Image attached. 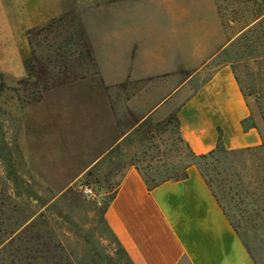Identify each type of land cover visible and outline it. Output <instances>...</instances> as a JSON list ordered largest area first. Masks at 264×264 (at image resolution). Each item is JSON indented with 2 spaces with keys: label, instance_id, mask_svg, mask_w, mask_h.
I'll return each mask as SVG.
<instances>
[{
  "label": "crops",
  "instance_id": "obj_1",
  "mask_svg": "<svg viewBox=\"0 0 264 264\" xmlns=\"http://www.w3.org/2000/svg\"><path fill=\"white\" fill-rule=\"evenodd\" d=\"M222 1L109 0L78 12L97 73L57 84L33 105L43 106L45 131L68 137L70 152L83 159L63 189L99 165L136 125L173 112L179 135L194 154L213 150L219 135L227 150L264 145L260 115L252 113L229 62H218L262 15L232 33L234 21L226 20ZM72 9V0H0L3 77L25 76L31 55L27 30ZM194 79L200 80L197 88ZM131 87L122 101L130 118L123 132L115 105L118 92ZM248 116L255 127L245 131L241 121ZM58 156L46 161V152L37 150L31 158L37 166L31 165L58 166ZM103 218L132 264H255L195 166L185 178L153 189L135 166H127Z\"/></svg>",
  "mask_w": 264,
  "mask_h": 264
},
{
  "label": "rangeland",
  "instance_id": "obj_2",
  "mask_svg": "<svg viewBox=\"0 0 264 264\" xmlns=\"http://www.w3.org/2000/svg\"><path fill=\"white\" fill-rule=\"evenodd\" d=\"M108 1L72 0L73 9L66 14L69 17L78 16L80 10ZM228 1L225 4L223 0L222 5L223 10H226L224 12L227 15L226 20L234 21V24H230L232 33L249 26L262 15V19L257 24L250 26L237 37L240 41L230 49L229 54L218 59V62L229 59L236 64L242 84L246 92H249L245 96L247 103L252 113L261 117L259 105L264 108V0ZM68 23L53 25L50 31H40L35 35L34 40L39 44L38 54L44 52L45 45L51 44L52 40L60 41L61 38L55 35L66 31ZM40 61L41 59L35 62L30 80L26 79L29 74L27 71L19 80L5 78L0 73V145L3 146L6 142L16 149V156L11 162L16 177L24 182L19 185L9 182L6 179L8 162L0 158V174L5 183L0 187V197L9 196L11 199L9 202L16 204L22 217L35 214L31 217L32 220L37 219L40 213L48 215V228L54 236L53 242H61L65 249L64 253L51 250L38 254L41 258L36 261L30 260L32 264H128L121 257L117 244L102 222L104 209L114 193L115 185L132 161H138L143 168L146 166L156 168L163 163H177L176 157L179 152L182 153L183 145L177 142L176 126L174 123L165 125L166 119L148 118L142 121L109 151L99 165L85 172L63 189L67 185V179L81 170L83 159L75 156L73 151L70 152L68 137L62 135L56 137L54 133L45 131V123H41L45 113L43 106H33L41 93V85L34 79L47 80L51 83L60 76L56 69L60 63L56 62L55 68L48 66L45 70L39 65ZM70 63L74 66L75 74L79 75L77 59L74 57ZM199 83V79H194L193 88H197ZM132 90L131 87L125 92L123 90L118 92L121 101L119 100L115 105L120 131L123 132L127 131L130 118L122 101ZM61 93L62 91L51 94L46 101L62 95ZM113 94H116V91ZM149 128L154 132V136L150 140L144 139L143 130ZM155 129L157 132L154 131ZM65 139L67 143H64ZM172 141L176 143L174 146ZM37 150L42 154L46 152V161H50L49 157L54 158V153L59 154L57 159L59 165L46 166L45 161H41L39 167L32 166V163L33 165L37 163L35 159H31ZM88 172L90 174H87ZM263 174V164L250 161L245 163L244 157L239 155L233 159L229 158L228 161H222L209 172V176L213 179L212 189L239 236L251 249L255 264H264V181H259V176ZM83 184H89L94 189V197L86 198L81 194L80 186ZM62 189L60 195H66L67 201L63 204L59 203L52 209L37 205V201L31 202L32 197L29 194L31 192L42 200H50ZM56 198L54 197L53 200ZM3 208L8 209L7 206ZM9 208L11 209V205ZM63 217H67L72 222L64 221ZM14 247L15 245L10 246L0 255V264L23 263L19 261L21 257L13 250ZM33 254L34 252L31 253ZM60 255L63 257L62 260L59 258Z\"/></svg>",
  "mask_w": 264,
  "mask_h": 264
},
{
  "label": "trees",
  "instance_id": "obj_3",
  "mask_svg": "<svg viewBox=\"0 0 264 264\" xmlns=\"http://www.w3.org/2000/svg\"><path fill=\"white\" fill-rule=\"evenodd\" d=\"M65 22H69L66 31L59 32L58 34L55 35V37L61 38L59 39L60 41L55 42L54 40H52L51 44L45 45L46 50L44 52L41 51L40 54H38L37 47L39 46V44L36 43L34 40L35 35L40 31H45V30L50 31L49 29L53 25L63 24ZM26 34L31 52L30 58L27 60V72L29 73L26 78L27 80H30V77L32 78L35 62H38L39 59H41L42 61L39 62V65L42 66L45 70L47 69L48 66L49 67L53 66L55 68L54 65L56 62L60 63V66L56 68L57 74L60 75L58 77V80H55L57 82L54 81L48 83L47 80L37 81L36 79H34L35 82H38L41 85V89H40L41 93L37 97L38 99L41 97L44 91L50 89L51 87L57 84L76 80V79H81L86 77L87 75L97 73L95 64L93 62L89 48L85 41L84 32L82 30L81 24L77 16L69 17L67 14H64L58 18L47 21L45 24L27 30ZM45 39L48 38L45 37ZM239 41L240 38H236L231 43L229 51L235 44H238ZM228 54L229 52L227 53V55ZM74 57L79 62L78 65L80 71L79 75L75 74V69L73 68L74 66L71 65L70 63ZM44 61H46V63H43ZM226 61L229 62L233 70L235 80L237 81V84L240 88L242 95L243 96L248 95L249 92L248 93L246 92L245 87L242 84V81L237 71L236 64L233 61H230L229 59ZM51 73L52 71H50V74ZM20 82H25V81L20 80ZM1 86H3V84ZM259 110L261 114V119L264 124V108L261 105H259ZM169 123L175 124L176 130L178 132L177 142L183 145L182 153L179 152V154L176 157L178 160L177 163H170V164L163 163V165L156 168L151 166H146L143 168L138 164V161H132L130 163V165L135 166V168L138 170L139 174L141 175L148 189H153L154 187L166 181L183 179L187 175V169L190 166H195L200 171L201 175L205 179L207 185L211 189V192L213 193L217 201L220 203L218 197L216 196L214 190L212 189L213 179H211V177L209 176V172L211 169L216 168V166L222 161H228L229 158L230 159L235 158L236 155H239L240 157L243 156L245 163H248L250 161L251 163L258 162L259 164L264 165V145H260L256 147H247L237 150H227L223 146L219 135V139L213 150L205 154L197 155L191 151L189 146L179 135V125H178V119L176 117V112H173L166 118L165 125ZM241 126L243 130L246 131L251 128H254L255 123L253 122L252 117L248 116L247 118L241 121ZM154 131L157 132L156 129ZM153 133L154 132H151L149 128V130L148 129L143 130L142 136L144 139L149 138L150 140L154 136ZM171 143L173 146L176 144L174 141H172ZM16 153H17L16 149H14V147L9 143L4 142L3 146L0 145V158L1 160H7L8 162L7 164L8 177L6 179L9 182H11L13 185L16 184L19 185L20 183H24L20 181L19 178L16 177L14 171L15 168L13 167V164L11 162L12 158L16 156ZM223 171L226 172V170L224 169ZM87 174L90 173L88 172ZM259 178H260L259 181H264V174L260 175ZM0 184H1L0 187H2V184L5 185V183H3L2 181L1 174H0ZM117 184L115 185V188ZM29 194L32 197L31 202L37 201V205H41L42 207H45L47 209H52L56 207V205H58L59 203L63 204L64 201H67L66 195L64 194L60 195L58 198L54 200L53 198H51L50 200L49 199L42 200L35 193L31 192ZM9 200H11L9 196L3 198L0 197V255L4 253L5 250L8 249L10 246L15 245L13 250H15L20 255L21 258L19 259V261H23L22 264H32L31 261H36L40 259L41 257L38 254H41L43 252H50L52 250L55 252L59 251V253H64L65 249L62 243L53 242L54 236L51 235V232H49V228H48V218H49L48 215H44L43 213H40L37 216L38 217L37 219L34 218L32 220L31 217H33L35 214H31V216L29 217H22L21 213H19L17 210L16 204L10 203ZM9 205H11V209L9 208ZM5 206H7L8 209H4L3 207ZM58 215L60 216L61 213H59ZM63 219L66 222H72L68 220L67 217H63ZM102 222L104 223L105 228L111 235L113 241L117 244L118 250L121 253V257L128 264H132L129 258L127 257V255L125 254V252L123 251V249L121 248L120 244L117 242L115 236L109 229L103 217H102ZM244 244L254 260V256L252 254L251 249L248 248L246 243ZM27 252L30 254H27ZM33 252L34 254L31 255V253ZM59 258L60 260H62L63 257L60 255Z\"/></svg>",
  "mask_w": 264,
  "mask_h": 264
},
{
  "label": "built area",
  "instance_id": "obj_4",
  "mask_svg": "<svg viewBox=\"0 0 264 264\" xmlns=\"http://www.w3.org/2000/svg\"><path fill=\"white\" fill-rule=\"evenodd\" d=\"M80 192L86 198H92L95 196L94 189L89 184L81 185Z\"/></svg>",
  "mask_w": 264,
  "mask_h": 264
}]
</instances>
